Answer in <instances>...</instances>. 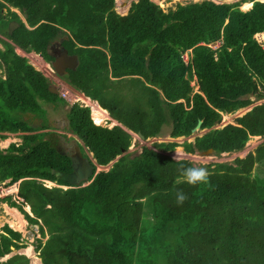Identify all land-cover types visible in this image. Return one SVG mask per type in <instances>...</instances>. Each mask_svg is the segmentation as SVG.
<instances>
[{"label":"trees","instance_id":"16d2710c","mask_svg":"<svg viewBox=\"0 0 264 264\" xmlns=\"http://www.w3.org/2000/svg\"><path fill=\"white\" fill-rule=\"evenodd\" d=\"M115 1L0 0V137H22L0 147V182H19L33 215L11 195L5 201L47 236L35 246L43 264H264V189L252 176L254 164L264 162V140L256 154L209 165L208 182L195 186L182 182L177 160L166 153L176 141L124 154L130 131L155 137L167 123L170 136H189L199 119L208 130L184 141L186 152L220 154L241 150L251 135L264 138V41L254 37L264 32V1L253 0L247 10L240 2L201 0L164 11L153 0H137L123 15ZM11 21L19 23L12 33ZM58 40L79 59L65 81L97 100L118 124H96L90 107L79 103L70 106L64 127L78 138L49 123L41 100H66L15 48L50 62V46ZM188 49L186 62L182 52ZM255 99L262 101L235 122L215 127L222 113ZM75 143L100 165L114 160L111 167L97 171L92 162L94 174L77 186L61 180L54 170H72ZM44 179L69 187H49ZM177 189L187 194L182 204L176 203ZM22 240L5 224L0 258L25 247ZM29 259L16 253L0 264Z\"/></svg>","mask_w":264,"mask_h":264},{"label":"rangeland","instance_id":"374dc122","mask_svg":"<svg viewBox=\"0 0 264 264\" xmlns=\"http://www.w3.org/2000/svg\"><path fill=\"white\" fill-rule=\"evenodd\" d=\"M133 1H137V0H116L115 1V10L122 15L126 14L130 5H131V2H133ZM154 1L164 11H168L170 9H175L179 3L186 4V3L191 2V1H201V0H154ZM213 1H215L217 3L240 2L241 4L244 2V1L242 2V0H213ZM261 1H264V0H261ZM241 4H240V8L242 10H245L244 8H242ZM121 7H123L124 11L120 10ZM12 10L19 11V9L16 7H12ZM3 13L4 14L7 13L6 8L3 9ZM2 38H5V37H2ZM263 38H264V36L262 35L259 37V40H262ZM7 40H9V39H7ZM213 46H216V44H213ZM0 48H2V49L4 48V46L1 42H0ZM33 56L35 57V55H33ZM36 58L38 60H40L42 65L44 64L42 62L41 58H39L37 56H36ZM37 66L40 68L39 70H41L43 68V66H41V65H37ZM4 75H5V68H4V66H1L0 67V76H4ZM63 76H61V77H63ZM57 79H59V78H57ZM191 84L195 85L194 90H196L197 86H196L195 82L192 81ZM74 94L76 96H78V97H76V99L78 98V100H75V101H74V99L71 100L70 97L65 99L66 101L61 102V103H59V102L48 103L46 101L41 100L42 105L44 107H46V109H47V112H46V117L48 118L47 120L49 121V123L53 127H55L56 132H65L68 137H73V136H74V138L77 137L71 131H66L64 129V127L67 125V123L65 122L66 113L69 110L71 103H74V104L79 103L80 105H83V106H89L90 107V114H91V112H92L91 104L94 105V102H95V105H98V107L100 109H102L101 111H105L107 113V116H106L107 118L103 119V121L99 124L104 125V126H108V127H112L113 125H115L116 121L114 119H112L110 117V115H108L109 114L108 111L106 109H104L103 107H101L96 101H92L90 98H88V96H84V94H80V93L77 94L76 91H74ZM83 97L87 98L88 100L83 99ZM252 99H254V97H252ZM130 100H131V97H130ZM261 101L262 100L255 99L254 103L248 107H245L244 110L236 111V112H233L229 115H226L225 117L222 118L221 122L216 125V127L224 126L228 122H235V118L237 116L244 114L247 110H249L251 108L252 105L257 104ZM57 106H59L60 112L56 111L58 109ZM91 118H92V116H91ZM43 131H49V130L44 129ZM170 131H171L170 124H167V123H165L162 126L161 132L159 133V135H157L155 137H148V138L142 139L137 134V132L131 131L132 142H131V145L129 146L128 150L124 151V154L129 152L131 155H135V154L141 152L143 146L155 148L153 146V142H155V141H157V142H160V141H164V142L176 141L179 143V145H177L174 150L166 152L167 154H169L172 158H174V156L176 154L180 160L186 159V160L191 161L192 164L204 166L208 169L209 165H211L213 167L214 164L217 162H226V161L227 162H233V160L237 156L245 157L249 152L256 154V148L261 143H263V140H264V138L261 137L260 135L253 136V137L250 136L249 140L246 142L245 146L241 150L230 151V152L226 151V152L218 154L213 149H209L206 151H196L194 153H189V152L185 151L184 146L182 145L184 143V141H194L195 136H197V134L200 135V134L206 132L207 129L205 128V129L199 130L198 132H194V133L192 132L191 135H189V136H179V137L170 136ZM4 134L6 135L5 137H0V147L2 149H6L11 143L19 144L22 142L21 133L5 132ZM83 148H84V152L86 153V155L90 156L94 160L92 152L89 151L86 146H84ZM113 161H111L107 165L98 164L97 171L98 170H108L111 167ZM252 176L255 177L256 179H258V183H259L260 188L264 189V162L263 163L256 162L254 164V167L252 170ZM7 181L8 180H6L5 182H7ZM42 181L45 183L46 186H49V187H51V186H60L62 188H68L69 187L68 185H59L55 181H50V180H42ZM11 199L14 200L13 198H11ZM23 208L28 213L33 215L29 205L23 206ZM5 224H8L14 230L20 231L22 234V239H23L21 242L25 244V247H22L20 249H13L12 252L10 254H8L7 256H11V255L16 254V253L25 254L27 257L30 258L29 264H42V260H41L40 256L38 255V251H36L34 249H35L36 244L39 242V239H42L44 242L46 240L47 236L42 237L40 232H39V226L37 224H34V223L30 222L29 220H27L25 215L19 210V208L10 206L8 204V202L5 201L4 198L0 197V233L3 232V226ZM7 256H5V258Z\"/></svg>","mask_w":264,"mask_h":264},{"label":"water","instance_id":"95a60500","mask_svg":"<svg viewBox=\"0 0 264 264\" xmlns=\"http://www.w3.org/2000/svg\"><path fill=\"white\" fill-rule=\"evenodd\" d=\"M18 26L19 23L17 21H11L9 23V32L12 33ZM49 54L53 58L50 65L54 69L56 74L60 77L65 75L68 69H75L79 63L77 54H70L68 52V49L65 48L60 41H57L50 46ZM53 87L52 85H50V90L54 93H58L57 88ZM202 122L203 120L199 119L196 126L192 128L193 133L201 129ZM137 134L142 139H145V136L142 134V132L138 131ZM92 162L97 165L95 158L93 160L90 156L85 155L80 145L78 143H75L73 147V153L71 155L72 170L64 171L55 169L54 175L59 177L61 180L71 184L72 186H77L81 182H85L86 180H88L90 176L94 174V167L92 165Z\"/></svg>","mask_w":264,"mask_h":264},{"label":"clouds","instance_id":"9594fccd","mask_svg":"<svg viewBox=\"0 0 264 264\" xmlns=\"http://www.w3.org/2000/svg\"><path fill=\"white\" fill-rule=\"evenodd\" d=\"M154 1V0H153ZM155 2V1H154ZM156 3V2H155ZM258 35L257 33L255 34V38L256 40L258 41V37L259 36H256ZM59 41V40H58ZM57 42V41H56ZM54 42V43H56ZM259 42V41H258ZM263 43V42H262ZM52 45V44H51ZM18 47V46H17ZM50 51V49H49ZM37 53V52H36ZM39 54V53H38ZM42 57V56H41ZM43 58V57H42ZM44 59V58H43ZM45 60V59H44ZM46 61V60H45ZM49 66L51 67L50 62L46 61ZM34 66V65H33ZM35 67V66H34ZM52 68V67H51ZM37 69V68H36ZM39 70V69H37ZM53 72L56 74V72L54 71V69L52 68ZM41 71V70H40ZM42 72V71H41ZM57 75V74H56ZM60 77V76H59ZM50 79V78H49ZM65 80V79H64ZM51 81V84H52V80ZM94 121V120H93ZM97 124V123H96ZM118 124V123H117ZM84 151V150H83ZM85 153V152H84ZM93 154V153H92ZM94 158V156H93ZM174 159L177 160V165H178V169H179V172H180V175L182 177V182L184 183H187L188 185H199V184H202V183H207L208 182V179H209V175H210V172L209 170L204 167V166H200V165H195V164H192V165H188V166H185L184 163L179 159V157L175 154L174 156ZM96 160V159H95ZM97 162V161H96ZM96 165V164H95ZM97 166H98V163H97ZM46 180V179H44ZM15 183V182H13ZM11 183V184H13ZM18 188H19V182H18ZM18 194H19V191H18ZM175 197H176V203L177 204H182L186 199H187V194L185 192H183V190L181 189H177L175 191ZM28 205V204H27ZM26 206V205H25ZM30 207V206H29Z\"/></svg>","mask_w":264,"mask_h":264},{"label":"crops","instance_id":"0c3cea01","mask_svg":"<svg viewBox=\"0 0 264 264\" xmlns=\"http://www.w3.org/2000/svg\"><path fill=\"white\" fill-rule=\"evenodd\" d=\"M128 12V11H127ZM258 35H256V36H264V32H260V33H257ZM15 50H16V52L19 54V55H21V56H24V57H26L27 59H28V61L32 64V65H34L35 66V68H37V69H40L37 65H41V66H43V68L41 69V71H43V73L48 77V78H50V80H52V87L53 88H57V90H58V93H56V94H59L60 95V90L61 89H65V88H70V89H73V91H76L77 92V94L78 93H80V94H84L83 92H81L80 90H78V89H76L74 86H72L70 83H68L67 81H65L64 79H63V77H59L58 75H56L54 72H53V70H52V68L49 66V64L41 57V55L40 54H38V53H36L35 51H27V50H24V49H21V48H19V47H17L16 46V48H15ZM33 55H35V57L33 56ZM36 56L37 57H39V58H41L42 59V62L44 63L43 65L41 64V62H40V60H38L37 58H36ZM57 78H59V79H57ZM61 78V79H60ZM57 80V81H56ZM195 82V81H194ZM58 83H60V84H58ZM198 89V88H197ZM196 89V90H197ZM61 96V95H60ZM84 96H86L85 94H84ZM88 98H90L92 101H96L97 103H98V101L97 100H95V99H92L91 97H89L88 96ZM65 99V98H64ZM72 104H74V103H71V105ZM99 104V103H98ZM100 105V104H99ZM101 106V105H100ZM244 108L245 107H243V108H240V109H238L237 111H241V110H244ZM107 110V109H106ZM108 111V110H107ZM109 113V112H108ZM229 114H231V113H222V118L223 117H225L226 115H229ZM241 114V113H240ZM108 115H110V114H108ZM241 115H243V114H241ZM240 115V116H241ZM111 117V116H110ZM112 118V117H111ZM113 119V118H112ZM115 120V119H114ZM116 121V120H115ZM115 123H118L117 121L115 122ZM228 123H230V122H228ZM227 124V123H226ZM225 124V125H226ZM216 127V126H215ZM222 127V126H221ZM200 130H202V128L200 129ZM208 130V129H207ZM199 131V130H198ZM198 131H196V132H198ZM131 132V131H130ZM205 133V132H204ZM203 134V133H202ZM202 134H200V135H202ZM198 135V134H197ZM253 136H258V135H251V137H253ZM223 153V152H222ZM34 248V247H33ZM35 250V249H34ZM7 256V255H6ZM6 258H8V256L6 257ZM5 257H1L0 258V260H4V259H6ZM43 264V263H42Z\"/></svg>","mask_w":264,"mask_h":264},{"label":"built area","instance_id":"2783aa9c","mask_svg":"<svg viewBox=\"0 0 264 264\" xmlns=\"http://www.w3.org/2000/svg\"><path fill=\"white\" fill-rule=\"evenodd\" d=\"M257 39H258V41L260 43H262L264 41V38L262 40H259V37H258ZM219 44H220V41H218L216 43V46L219 45ZM190 52H191V50H189V49L184 51V52H182V58L184 59V61L188 62V60L190 59V56H191ZM58 84H60V83H58ZM60 95H61V97L65 98V99L70 97L71 100L72 99H74V101L78 100V98L76 99V97H78V96H76L74 94V91L72 89H70V88L61 89L60 90ZM5 181H2L0 183V197L4 198V197H6L8 195H11L12 198L16 202H18V203H23L24 202L27 205V202L24 200V198L18 194V191H19L18 182H15L13 184H8L9 180L7 182H5Z\"/></svg>","mask_w":264,"mask_h":264},{"label":"bare ground","instance_id":"6f19581e","mask_svg":"<svg viewBox=\"0 0 264 264\" xmlns=\"http://www.w3.org/2000/svg\"><path fill=\"white\" fill-rule=\"evenodd\" d=\"M252 4H253V0H247V1H244L241 5H242V8L246 10V9L251 8ZM120 10L124 11L123 7H121ZM83 99L88 100L85 97H83ZM91 108H92L91 116H92V119L95 121V123L99 124L103 121V119L107 118L106 117L107 113L105 111H101L102 109H100L98 105H95V102H94V105L91 104Z\"/></svg>","mask_w":264,"mask_h":264},{"label":"flooded vegetation","instance_id":"af4514ba","mask_svg":"<svg viewBox=\"0 0 264 264\" xmlns=\"http://www.w3.org/2000/svg\"><path fill=\"white\" fill-rule=\"evenodd\" d=\"M54 47H56V46H54ZM54 49H55V48H54ZM70 147H72L71 150H72V153H73V147H74V145H73V146H70ZM72 153H71V154H72Z\"/></svg>","mask_w":264,"mask_h":264}]
</instances>
